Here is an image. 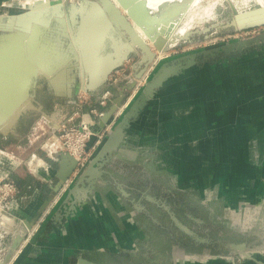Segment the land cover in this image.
Returning a JSON list of instances; mask_svg holds the SVG:
<instances>
[{"label": "water", "instance_id": "1", "mask_svg": "<svg viewBox=\"0 0 264 264\" xmlns=\"http://www.w3.org/2000/svg\"><path fill=\"white\" fill-rule=\"evenodd\" d=\"M95 1V4L89 5L91 7L89 11L96 9L104 12L107 18L89 20L87 15L80 12L78 21L72 23L74 26L73 43L78 50L80 67L86 73L89 82V90L85 91H92L104 84L110 75L120 69L130 57L140 56L134 67V80L131 85L122 89L124 91L121 92V96L114 99L99 121L100 128H105L123 104L125 90L128 92L134 88L135 80L140 79L148 70L156 52L131 22V19L138 22L136 15L140 9L122 14V10L132 6L135 0H122L123 8H119L112 0ZM47 6L52 8L42 11V8ZM58 8L61 6H55L50 2L45 6L36 5L33 9H28L18 15L7 16L6 20L0 18L1 30L5 31L14 25L16 30L33 35L29 37L25 45L21 44L22 41L18 37L12 39H19V43L0 44V125L13 114L15 107L22 99L19 91L32 78L41 75L47 77L56 66L52 64L51 55L54 54L57 42L52 36L47 38L45 43L41 42L39 34H36L35 26H47L51 22V15L55 13L53 11ZM49 11H51L50 14H48ZM3 22H6V25L2 24ZM263 25L264 7L258 5V7L254 6L236 13L231 21L224 26L218 25L217 27L245 30ZM117 31L126 38L128 47L127 54L120 58H116L117 54H113L117 49L112 33ZM205 32V30H194L182 41H190L195 35ZM259 43L264 44V34L252 39L179 56L161 63L98 145L89 161L67 189L64 199L52 213L46 225L48 227L54 225L56 228L63 229L69 220L75 218L78 211L89 202L96 189L103 188L105 191L110 190L118 205L121 208L126 207L132 217H139L153 224L158 240L168 251L172 264H264V245L258 238L251 234L248 235V230L257 223L251 215L254 211L257 212L258 208H254L255 205L249 202L251 201L249 197L254 196L247 194L248 188L243 183L228 190L226 197L223 198L226 200V205H222L217 201L207 199L206 196L202 199L204 191H199L196 185L186 189L189 182L178 173L168 177L152 176L146 172V174L139 175L136 171L134 172V167L125 166L121 162L116 163V154L126 143L133 125L141 120L157 92L166 82L196 67L216 66L219 59L224 60V57L231 55V52L236 50L240 53L245 46H255ZM165 45V40L159 37L154 47L161 51ZM65 46L66 57H68L69 51L73 50L69 47L67 40ZM106 50L108 54L105 53ZM74 60L77 61L76 56ZM91 145L92 142L89 143V147ZM75 168V159L67 154L61 156L59 170L56 174L58 183L39 214L43 213L62 185L71 177ZM193 192L200 194V203L190 202V199L194 198ZM233 200L235 204L231 206ZM154 209L166 215V222L161 221ZM35 220L34 218L32 221H23L20 230L12 238L8 254L0 260V264H7L12 254L18 250L26 232L32 229ZM224 220L229 221L230 225H224ZM44 231L42 230V236ZM52 232L54 233V230ZM74 264L102 263L98 260L93 261L80 257Z\"/></svg>", "mask_w": 264, "mask_h": 264}, {"label": "crops", "instance_id": "2", "mask_svg": "<svg viewBox=\"0 0 264 264\" xmlns=\"http://www.w3.org/2000/svg\"><path fill=\"white\" fill-rule=\"evenodd\" d=\"M56 1L54 5L59 6ZM90 1L82 2L78 6L72 1L73 9L70 8L69 11L64 6H61L57 11H53L55 13L51 15V22L47 26L42 25L45 28L44 32H42L41 26L36 27V34H39L41 42L45 43L46 39L51 36L57 42L56 47L58 48L54 49V54L53 56L51 55L52 64H56V66L47 77L41 75L40 77L32 78L19 91L22 99L15 107L13 114L0 125V160L6 157V150H4L3 145L11 144L29 150L31 153L27 173L17 172L13 165L0 167V170L3 171H0V176L16 180L19 211L13 212V215L18 217L17 219L20 222L32 221L39 214L45 201L54 192L53 190L58 183L56 174L61 160L55 162L48 157H39L36 151L34 152V147L40 138L38 135V124L42 126L41 129L44 132L53 131L59 122L77 109L78 102L75 99L77 94H86L88 96L86 98L90 101L92 100L91 104L88 103L89 101L86 102L87 105L85 103L86 107H96L98 98L107 87L105 82L92 91H85L88 89L89 83L86 73L80 67L78 50L73 43L74 26H71L72 12ZM47 8L50 10L52 7H45V9ZM21 13L23 11L18 6L17 8L15 7V10H10L8 14L12 16ZM59 13L61 16H59ZM79 14L80 12L77 11L75 21H78ZM58 20H64L63 24H60ZM66 23H68L67 26ZM2 24L6 25V22ZM16 31L14 25L5 31L0 29V38H4L0 39V44L11 43L13 42L12 38H19V36H12ZM40 31L43 33L41 36ZM112 34L117 45L127 43L126 38L119 31ZM31 35V33H27L21 44L25 45ZM65 39L73 50L72 52L69 51L68 57H66L65 52ZM105 53L108 54V50ZM74 56L77 57V61L74 60ZM125 63L130 64V60ZM191 74V72H186L184 77L170 79L167 83L169 86L163 87L164 90L161 89L162 95H160V98L153 100L141 120L133 125L126 143L116 154V163L121 162L125 166L134 167V172L136 171L139 175L148 173L152 176L168 177L178 173L189 182L186 189L196 185L199 191H204L202 199H205L206 192L214 191V188H217L220 195L215 201L226 205V200L223 198L226 197L228 190L232 189L227 183L230 181L226 178L225 169L227 167L214 168L205 178H208L207 180L200 179L197 182H192V180H195V178H192V168L196 170L197 167H191L187 162H183H185V159L192 157H194V161L209 158V155H207L209 154L208 148L203 146L204 143L209 142V139H207L210 135L209 129L211 127L214 128L215 137L218 139L216 143L220 142L219 132L222 128H226V112L229 115L232 114L233 119H239L238 114L234 112L238 105L233 104L232 109L228 107L227 111H225V105L218 103L219 101L225 103V93L223 92L225 87L222 90L221 88L205 89L201 86L196 92L186 93L183 88L179 87L181 85L180 80L191 79ZM198 74L196 73V77H198ZM179 78L181 79L176 81ZM221 78L223 79V77ZM114 93L117 95L118 92L114 89ZM42 95L54 100L56 106L51 108L44 106L40 101ZM67 103L68 106L66 105ZM152 105H155L154 109L151 108ZM252 107H249L248 110L252 119L250 124L246 125V128L257 130V128L263 126L257 125L258 122L256 120L258 118L256 116L258 114H254V112L258 109L254 110ZM99 121L95 129H99ZM237 122L235 121L234 123L237 124ZM230 142L237 143V140L230 139ZM224 143L226 142H220L221 145ZM246 143L249 142H238L237 144L242 146L246 145ZM194 144H199L207 154L200 152L199 148H195ZM179 155L182 158H180L181 156L177 157ZM258 155H260L259 158H257V154L254 157L256 162L264 159V153L262 155L259 153ZM231 167H234V165ZM235 167L239 169V166ZM240 168L242 167L240 166ZM237 171L239 172L240 169ZM245 172L248 173L249 178L246 182H243V185L255 186L251 187L250 190L254 192L251 202L254 200L264 201V184L255 185L250 183L253 178L264 175V166L260 169L258 167L246 168ZM30 176L34 179L29 181L28 177ZM236 178L235 182H237ZM233 186L238 185L235 183ZM259 194L261 195L259 196ZM199 200L191 198L190 202L198 204L200 203ZM234 204V200L231 201V206H234ZM254 208H257V206H254ZM258 213L254 211L251 215L256 221L258 220ZM50 227L54 230V233L50 234L49 230H45L43 236H49L50 234L49 237L52 243H49L47 247L44 246L46 247L44 249L41 248L43 246L36 242L35 245L37 247H27L21 256L24 254L33 256L35 253L41 254L42 251H45L43 256H47V264H74L76 259L80 257L93 261L98 260L102 264H172L168 251L162 247L161 244L163 243L158 240L159 238L153 224L145 219L132 217L126 207L121 208L118 205L114 194L110 190L105 191L103 188H97L89 202L83 206L82 210L78 211L75 218L69 220L63 229L56 228L54 225H50ZM41 234L42 232L39 235Z\"/></svg>", "mask_w": 264, "mask_h": 264}, {"label": "rangeland", "instance_id": "3", "mask_svg": "<svg viewBox=\"0 0 264 264\" xmlns=\"http://www.w3.org/2000/svg\"><path fill=\"white\" fill-rule=\"evenodd\" d=\"M72 1L78 6L82 2L89 0H57L56 3L60 2L59 6H64L65 9L69 11V9L73 7ZM50 2L54 4L55 0H0V18L6 20V17L9 16V11L15 10V7L17 8L18 6H20L21 11L24 12L35 7L36 5L45 6ZM198 3L197 6L195 5L193 7L194 9L190 10L189 14L186 15L185 19H183V22L179 25V28L184 27L186 23H184V21L188 20L189 18H193V14L198 11L199 16H195L192 20V27L194 29H192L191 31L198 29L201 31L205 30L206 32L200 35H195L190 39V41H182V38L184 37L182 36V38L179 39L171 49L168 48L169 50L165 51V53L161 55V57L157 55V61L154 65H152L154 69L149 73V77L152 75L154 70L165 61H169L176 57L188 55L194 52L212 49L214 47H220L232 42H240L252 39L264 34V25L245 30L217 27L218 25L224 26L227 22L231 21L233 16L238 12L245 11L247 8H252L254 6L258 7L260 3L258 0H200ZM213 5L215 6L211 8ZM42 29L45 31V28L42 27ZM185 38L186 37H184L183 39ZM148 43L153 51L156 52L154 44L152 43L151 45L150 42ZM133 57V61H136L139 58V55H135ZM222 60L223 59H219L218 65L216 66L206 65L203 67H196L194 68V71H187L192 73L190 75V78H192L185 81L184 79L180 80L181 78L177 79L180 80L181 83L179 87L183 88V90H185V92L188 94L196 92L197 89L201 86H203L205 89L221 88L222 90L224 89L223 87H225V90L223 91L225 93V103H223V101H219L218 103L220 105H225V111H227L228 107L229 109H232L233 104L238 105V108H235L234 112L238 114L239 119H233L234 117L232 116V114L229 115V113L226 112V128H222V130H220L219 132L220 142L222 143L225 141L226 143L222 145L220 144V142L216 143L218 139L217 137H215V133L213 130L214 128L211 127L209 129V138H207L209 139V142L203 144L204 147L208 148L209 154H207V152L203 150L199 144H194L195 148H199L200 152L209 155V158L206 160L194 161V157H192L185 159V162L183 163L187 162L189 166L197 167L196 170H193L192 168V178H195V180H192V182H197L200 179L207 180L208 178H205L209 175L211 170H213L214 168L218 169L220 166H226V178L230 180L227 183L228 186L233 189V185H235V183L239 186L241 183L246 182L249 178L248 173L245 172L246 168L251 169V167H258V169H260L262 166H264V159H261L258 162H256V159H254L255 154H257V158H259L260 155L258 154L260 153L262 155L264 153V139H262L264 138V44L259 43L255 46H245L240 53L235 50L231 52V55L229 54V56H225L224 60ZM126 68H129V64L127 63H125L120 69H118V73H116L114 79L110 81L111 85L116 89V91L120 89L122 84H124L123 81L120 82V79L123 77ZM196 73H199L203 76H200L198 74V77H196ZM185 74L183 75L185 76ZM183 75L179 77H184ZM221 77H223V79ZM146 80L147 79L145 77L138 79V82H136L137 85L141 81H144L143 84H141L138 89L136 88V90H134L135 87L129 90V93L125 97L123 104L127 102L128 98L132 96L135 91V95H137L141 91V89L146 84ZM168 82H166L163 87L169 86L167 85ZM161 89L157 92L154 100L159 99L160 95H162ZM86 97L88 96L83 93L77 94L75 96V99H77L78 102V106L86 107L85 103L88 101L89 104L92 103V100L90 101ZM40 101L44 106H49L50 108L56 106V103L54 104V100L49 99L48 96L45 95L41 96ZM66 105L68 106V103ZM154 106L155 105H152L151 108L154 109ZM249 107H252L254 110L258 109L256 112H254V114H258L256 116L258 118L256 120L258 122L257 125H261L263 127L257 128V130L249 127L246 128V125H249L252 119L248 112ZM120 117L121 115L119 116V118ZM117 120L115 122H117ZM235 121H238L237 124L234 123ZM38 127V135L40 136V138L36 146L34 147V152L36 151V154L39 157L41 156L42 158H46L47 156L43 146L46 138L52 131H42V126L40 124H38ZM106 134L107 132L105 133V135H103L102 141L105 138ZM221 139L224 140L222 141ZM230 139L237 140V143H249H246V145H242V148V146L238 145L237 143L230 142ZM3 146L4 150H6V157H4L3 160H0V167L2 168L7 167V165H13L17 172L19 171V173H27L28 161L31 155L30 151L11 144ZM97 147L91 152V155L95 152ZM180 156L181 155L177 157ZM180 158H182V156ZM233 165L234 167H231ZM235 166H239V172L237 171L239 169H237V167ZM240 166L242 168H240ZM1 178H4V176H0V180ZM235 178L237 179L238 183L235 182ZM6 179H9L16 183V180L14 178L12 179L8 177ZM28 179L30 181L34 178L30 176L28 177ZM250 183L255 185L259 183L264 184V175L253 178L252 182ZM251 187L255 186H251L248 184V186H246V188H248L246 192L247 194L253 195L254 192L250 191ZM65 194L66 192L62 193L59 196L58 203L48 213H46V210L53 199L50 201L43 213L38 214L36 217H34L36 220L32 229L26 232L22 242L18 246V250L12 254L7 264H47V256H43V252L45 251H42L41 254L35 253L33 256H29L28 254H24L21 256V254L27 247H37L35 245L36 242H38L40 246H43L41 248L44 249L49 245V243H52V240H50L49 237L50 234L53 233L52 228L48 227L46 223L52 216V213L55 211L57 206L60 204L61 199L64 198ZM218 195H220V193L217 188H214V191L210 190L206 192V198L214 201L215 199L219 198ZM260 195L261 194H259V196ZM193 197L195 199H200V194L197 192H193ZM252 198L253 197H249L250 200ZM241 199L243 200V198ZM249 202L252 205L257 206V212L259 213L257 216V223H255L248 230V235L251 234L253 237L258 238L260 240V243L264 245V206H261L264 205V201L261 202V200H254L253 202ZM10 203L11 200L9 197H7L6 199H2V202L0 203V213L4 217V222L0 224V260L4 259L8 254L10 245L12 243V238L17 233V231L20 230V227L23 223V221L20 222L19 219H17L18 217H15L13 215V212L19 211L18 204L12 203L10 205ZM213 204H215V202H213ZM223 223L226 226L230 225V222L227 220H224ZM42 227H45L47 231L49 230V236H42V234L39 235L42 230L44 231L45 229H43ZM20 251L22 252L20 253ZM235 260H238V258H235Z\"/></svg>", "mask_w": 264, "mask_h": 264}, {"label": "built area", "instance_id": "4", "mask_svg": "<svg viewBox=\"0 0 264 264\" xmlns=\"http://www.w3.org/2000/svg\"><path fill=\"white\" fill-rule=\"evenodd\" d=\"M153 69L154 68L151 65L141 78L145 77L148 80V75ZM116 73H118V70H115L110 75V81L114 79ZM143 82L141 81L138 85L136 83L134 90H136V88L138 89ZM135 94L136 91L128 98L125 104H122L117 109L111 122L106 125L105 128H100L99 126V129L95 130L98 121L105 115L107 109L113 101L112 91L110 89H105L98 98L96 107L90 108L78 106L77 109L63 119L46 138L43 147L48 158L55 162H59L61 160V156L67 154L76 161V168L74 172L62 185L57 195L54 196L53 201L49 204L46 210V213L54 208V206L58 203L59 196L66 192L70 187L81 169L88 162L91 157V152L101 143L103 135L111 130L115 121L120 115H122L129 103L134 99L136 96ZM91 142L92 145L89 147V143ZM0 195V203L2 202V199L9 197L11 200L10 205L12 203L17 204L18 187L16 183L6 179V177L2 178L0 180Z\"/></svg>", "mask_w": 264, "mask_h": 264}, {"label": "bare ground", "instance_id": "5", "mask_svg": "<svg viewBox=\"0 0 264 264\" xmlns=\"http://www.w3.org/2000/svg\"><path fill=\"white\" fill-rule=\"evenodd\" d=\"M112 1L115 2V4L119 8H123L124 2L122 0H112ZM199 1L200 0H135L133 5L130 6L129 8H126V10H123V12H124V14H126V13L133 12L136 9H140V12L136 15L138 22L136 23L134 19H131V22L135 25V28L137 29L138 33L147 42H150L151 45H152V43L155 44L156 40L159 37L163 38L165 40L166 45L164 46V49L161 51L156 50L157 55L161 57V55H163L165 53V51H167V48H172L175 45V43H177V41L182 38V36L187 37L192 32L191 30L194 29L192 27V23H193L192 20L195 16H197V15L199 16L198 11L195 14H193V18H189L188 20L184 21V23L186 22L184 27L179 28V25L183 22V19H185L186 15L189 14L190 10H193L194 9L193 7L195 5L197 6V3ZM258 1L260 2L259 5L261 7H264V0H258ZM95 3H96V1L93 0L91 2H88L87 4H83L78 9L76 8L77 10L72 12V18H71L72 23L76 22L75 21V14L77 11L81 12L83 15H87L89 20L90 19L96 20V19L102 18V17L107 18V15H105L104 12H100L96 9H95V11L93 9L92 12L89 11V9L91 8V7H89V5L90 4L92 5ZM214 6L215 5H213L211 8H213ZM33 8H31V9H33ZM44 9L42 11H44ZM46 10H49V9L47 8V9H45V11ZM87 12H88V14H86ZM59 16H61L60 13H59ZM58 21L60 22V24H63V22H64V20H58ZM107 21H108V19H107ZM67 25H68V23H66V26ZM40 26L42 28V25H36L35 27H40ZM194 27H195V25H194ZM68 28H69V26H68ZM42 32H44V30H42ZM42 32L40 33V36H41V34H43ZM26 34L27 33H25V32L23 33L22 31L17 30L16 32H14V34L12 36H14V37L19 36V39L21 41L22 40L24 41V37ZM8 37H10V36H8ZM2 38L3 37H1L0 39H2ZM19 39H13V42L19 43L20 42ZM115 45L117 46L116 47L117 51H116V53H113V54L114 55L117 54L116 58H120V57L127 54V49H128L127 43L117 45V43L115 42ZM57 48L58 47H56V49ZM55 53H57V52H55ZM114 55H112V56H114ZM197 133H198V131H197ZM3 222H4V217L0 213V224Z\"/></svg>", "mask_w": 264, "mask_h": 264}, {"label": "flooded vegetation", "instance_id": "6", "mask_svg": "<svg viewBox=\"0 0 264 264\" xmlns=\"http://www.w3.org/2000/svg\"><path fill=\"white\" fill-rule=\"evenodd\" d=\"M132 58H134L133 56L132 57H130L129 58V60H130V64H129V68H126V70H125V73H124V75H123V77L120 79L121 81L120 82H124V84H122V86L120 87V89H118L117 90V95H115V93H114V87L111 85V83H110V80L108 79L107 81H106V85H107V87H106V89H110L111 91H112V94H113V100L115 99V98H119L120 96H121V92H123L124 90H122L124 87L125 88H127V87H129L130 85H131V83H132V81L134 80V73H135V71H134V67H135V65L137 64V61L139 60V58H140V56H139V58L136 60V61H133V59ZM132 59V60H131ZM133 61V62H132ZM157 61V53H156V56H155V58H154V60H153V62L150 64V66L151 65H153L155 62ZM150 66L148 67V69L150 68ZM147 72V71H146ZM145 72V73H146ZM144 73V74H145ZM143 74V75H144ZM142 75V76H143ZM136 82H137V80H135V85H136ZM135 87V86H134ZM116 90V89H115ZM129 92H127L126 90H125V92H124V94H125V97L127 96V94H128ZM125 97H124V100H125ZM178 192H181V191H178ZM183 194V193H182ZM154 211L156 212V214L159 216V218L161 219V221H163V222H166V220H167V217H166V215H164V213H161V212H159V211H157V210H155L154 209Z\"/></svg>", "mask_w": 264, "mask_h": 264}]
</instances>
